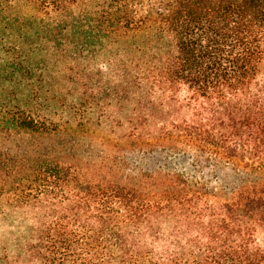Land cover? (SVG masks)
<instances>
[{"label":"trees","instance_id":"1","mask_svg":"<svg viewBox=\"0 0 264 264\" xmlns=\"http://www.w3.org/2000/svg\"><path fill=\"white\" fill-rule=\"evenodd\" d=\"M263 61L264 0H0V264H264ZM123 120L193 173L82 179L58 135Z\"/></svg>","mask_w":264,"mask_h":264},{"label":"rangeland","instance_id":"2","mask_svg":"<svg viewBox=\"0 0 264 264\" xmlns=\"http://www.w3.org/2000/svg\"><path fill=\"white\" fill-rule=\"evenodd\" d=\"M260 70L264 79V61ZM130 129L126 120H123L119 124L115 121L104 122L99 126L96 124L92 127L86 126L76 135L72 134L75 140L71 142H68L70 139L68 134L58 136H64L70 153L74 155L69 162L76 164L81 178L89 183H123L130 178L143 175L142 173L147 174L155 167L172 170L173 167H178L186 169L187 173L188 171L193 173L190 165L175 159L173 153L155 158L144 153L142 146L135 145L131 138H127ZM56 138L58 137H53L48 142H54ZM156 143L158 141L154 142L153 146L158 145ZM164 143L172 144L169 141ZM202 171L206 173V168L198 170V173ZM27 224L20 211L0 216V248L4 245L16 248L18 236L27 228Z\"/></svg>","mask_w":264,"mask_h":264}]
</instances>
